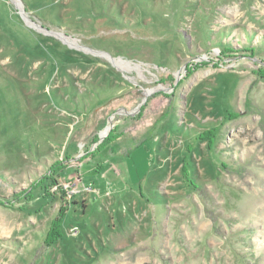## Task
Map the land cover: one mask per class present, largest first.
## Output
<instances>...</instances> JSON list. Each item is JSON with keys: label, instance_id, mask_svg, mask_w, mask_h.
Returning <instances> with one entry per match:
<instances>
[{"label": "rangeland", "instance_id": "obj_1", "mask_svg": "<svg viewBox=\"0 0 264 264\" xmlns=\"http://www.w3.org/2000/svg\"><path fill=\"white\" fill-rule=\"evenodd\" d=\"M120 262L264 264V0H0V264Z\"/></svg>", "mask_w": 264, "mask_h": 264}, {"label": "trees", "instance_id": "obj_2", "mask_svg": "<svg viewBox=\"0 0 264 264\" xmlns=\"http://www.w3.org/2000/svg\"><path fill=\"white\" fill-rule=\"evenodd\" d=\"M114 137V132L111 131L108 135V137L103 140L100 144L97 145V147L92 151L90 152L87 156H84L83 159H90V157H95L97 152L99 151H105L106 149L111 151V153H113V147L109 148L108 147V141L111 140V138ZM97 140V138H93V141ZM72 157H69L68 155L65 156V160L64 161H56L50 168V174H49V177H51V179H53L54 181H56L54 179V177H52V175H55V174H59L60 172H62V170L64 168H66V166L68 165L66 163V161H69ZM51 175V176H50ZM61 222V218L57 219L54 221V226L52 227V229L49 231V233L47 234L46 236V239L49 240V238L51 236H53L54 234L57 236L56 238H52L53 240L54 239H57L58 236H59V233H58V229H59V223Z\"/></svg>", "mask_w": 264, "mask_h": 264}, {"label": "flooded vegetation", "instance_id": "obj_3", "mask_svg": "<svg viewBox=\"0 0 264 264\" xmlns=\"http://www.w3.org/2000/svg\"><path fill=\"white\" fill-rule=\"evenodd\" d=\"M109 130V129H108ZM107 133H108V131H107ZM107 133L103 136V137H106V135H107ZM101 137V136H100ZM100 137H98L97 136V140H95V141H93L92 140V143H93V145L95 146L96 145V147H97V145L98 144H100L103 140H105L106 138H100ZM95 147V148H96ZM94 148V149H95ZM93 149V150H94ZM93 150H91V149H89V147L86 149V151L85 152H83V154L79 157V158H75V157H72L69 161H66V163L68 164L67 166H66V168H68V166H72V165H76V166H81L83 163L85 164L86 162L88 163V162H90V161H92L93 159H83V157L84 156H87L90 152H92ZM79 154V153H78ZM95 158V157H94ZM65 160V158L64 159H62L61 161H64ZM78 161H80L79 163H77ZM65 169V168H64Z\"/></svg>", "mask_w": 264, "mask_h": 264}, {"label": "built area", "instance_id": "obj_4", "mask_svg": "<svg viewBox=\"0 0 264 264\" xmlns=\"http://www.w3.org/2000/svg\"><path fill=\"white\" fill-rule=\"evenodd\" d=\"M62 191L64 192V195L67 199L72 198V196L77 194L79 192L78 188L75 189L72 188V184L69 181V183L64 184L63 188L61 187Z\"/></svg>", "mask_w": 264, "mask_h": 264}, {"label": "water", "instance_id": "obj_5", "mask_svg": "<svg viewBox=\"0 0 264 264\" xmlns=\"http://www.w3.org/2000/svg\"><path fill=\"white\" fill-rule=\"evenodd\" d=\"M145 100H147V97L145 98ZM145 100L143 102H145ZM118 112V111H117ZM120 112V111H119ZM116 112L113 113V115H115Z\"/></svg>", "mask_w": 264, "mask_h": 264}, {"label": "bare ground", "instance_id": "obj_6", "mask_svg": "<svg viewBox=\"0 0 264 264\" xmlns=\"http://www.w3.org/2000/svg\"><path fill=\"white\" fill-rule=\"evenodd\" d=\"M104 131H106V132H107V129H105ZM120 264H122V262H120Z\"/></svg>", "mask_w": 264, "mask_h": 264}]
</instances>
